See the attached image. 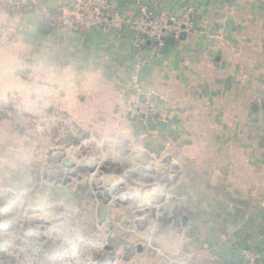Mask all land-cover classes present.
I'll use <instances>...</instances> for the list:
<instances>
[{
	"label": "crops",
	"instance_id": "1",
	"mask_svg": "<svg viewBox=\"0 0 264 264\" xmlns=\"http://www.w3.org/2000/svg\"><path fill=\"white\" fill-rule=\"evenodd\" d=\"M107 1L124 20L192 9L195 30L153 53L127 25L76 32L45 17L71 0H0V102L14 113L0 120L5 185L28 186L34 156L72 146L50 135L59 107L96 144L90 157L99 140L126 137L147 140L153 157L164 149L187 259L246 264L251 253L264 264V0ZM136 88L154 94L152 119L131 111Z\"/></svg>",
	"mask_w": 264,
	"mask_h": 264
},
{
	"label": "rangeland",
	"instance_id": "2",
	"mask_svg": "<svg viewBox=\"0 0 264 264\" xmlns=\"http://www.w3.org/2000/svg\"><path fill=\"white\" fill-rule=\"evenodd\" d=\"M56 108L51 111L49 119L52 122L50 124L49 121L51 136L55 133L53 130L60 129L64 133L63 128L53 121ZM11 110L5 102H0V120L12 118L14 113ZM140 116L144 119L148 117ZM27 125L33 129L39 126L35 121ZM38 133L32 132V137L36 136V139ZM82 134L72 142V146L70 143H56L52 145L53 151L47 155L34 156L26 187L13 185L16 183L14 181L12 185H5L8 184V178L7 182L5 178L11 173L0 171V201H10L0 208V239L3 241L0 264H178L179 260L183 264L184 261L185 264H195L182 251L183 246L184 249L187 247L184 244L187 238L182 232L185 225H182L179 201L170 196L171 185L166 187L172 181L164 177L165 169L169 167L164 149H159L157 156L153 157L147 140L124 136L127 138L124 149L130 152H138L139 149L140 158L125 155L129 165H123L121 156L116 158L112 140H99L97 147H100L95 148L90 157L86 149L96 144L89 141L84 132ZM65 140L72 141L66 135ZM79 147L82 150L80 156L74 157L70 151ZM58 148L62 152L71 150L67 151L68 155L62 156L56 154ZM118 152L120 155L121 151ZM82 159L87 160L83 163ZM97 160L98 168L105 166L106 169L97 178L79 169V165L90 167ZM136 160L146 162L144 167L149 172H146L148 178L145 182L134 176ZM71 163H75L76 167H69ZM65 173H75L77 176L71 177L66 184L56 183L57 174H60L62 181ZM45 175L53 178L52 181H48ZM103 181H108L109 186L120 184L124 192L115 194L110 202L90 197L89 193L96 194L98 191L92 188L91 183L99 182L97 187H103ZM26 193V206L19 212L14 209L13 202ZM105 203L108 204L107 220L99 224ZM109 233L112 235L109 243L113 248L111 259L104 249L105 245L101 244L103 236L106 241ZM45 243L52 244L50 252ZM137 246L140 250H137Z\"/></svg>",
	"mask_w": 264,
	"mask_h": 264
},
{
	"label": "built area",
	"instance_id": "3",
	"mask_svg": "<svg viewBox=\"0 0 264 264\" xmlns=\"http://www.w3.org/2000/svg\"><path fill=\"white\" fill-rule=\"evenodd\" d=\"M108 7L107 0H71L68 8L57 13L46 12L45 17L58 26L76 32L107 30L127 25L133 33L134 45L142 49L148 45L153 53L165 45L167 38L171 37L174 40L195 30V13L192 9H186L180 14L145 11L137 18L124 20L111 13ZM138 70L139 66L136 68V71ZM138 96H143L145 101H140ZM153 97L154 94L143 93L136 88V99L130 107L131 111L136 115L143 114L153 117L156 112ZM53 121L63 128L64 134L72 138L73 142L79 136H83L76 121L59 108L54 110ZM245 257L246 264H256L251 253H245Z\"/></svg>",
	"mask_w": 264,
	"mask_h": 264
},
{
	"label": "water",
	"instance_id": "4",
	"mask_svg": "<svg viewBox=\"0 0 264 264\" xmlns=\"http://www.w3.org/2000/svg\"><path fill=\"white\" fill-rule=\"evenodd\" d=\"M185 35L183 34V35H181V37H184ZM173 43V39L171 38V37H169V38H167L166 40H165V45H163V46H161L160 47V49L161 50H165L166 49V47L167 46H169V45H171ZM148 118H150V116H148ZM125 145H126V142L124 141L123 143H117V145H115L114 147V149L116 150V152L117 153H120V152H118V151H121V154L120 155H118V157L119 156H121L120 157V162L123 164V165H129V163H128V159H126V158H124V157H126L125 155H130L132 158H134L135 157V154H136V152L135 151H129V150H126V149H124V147H125ZM81 149V147H79V149H77V150H72V151H70V153L71 154H73V156L74 157H76V156H80L79 154V152L80 151H82V150H80ZM61 150H63L64 151V149H61ZM104 149H102V151H103ZM66 151V150H65ZM86 157V156H85ZM118 157H116V158H118ZM87 158V157H86ZM86 160L87 159H82V162L83 163H85L86 162ZM50 161V160H49ZM98 161L99 160H97V161H95L94 163H93V166H88V165H79V169H82V170H84L85 171V173H90V174H92V177L93 178H97V176H98V174H101V171H105L106 169H105V166H100L99 168H98ZM136 163L134 164V167H133V170H134V176L139 180V181H141V182H145V180H146V178H148V175H146V172H149L145 167H144V165H145V163L143 162L142 163V161L141 160H136L135 161ZM68 163V162H67ZM55 166V165H54ZM69 167H76V164L75 163H71L70 165H69ZM170 172H173V171H171L170 170ZM166 173H164V177H165V179H166ZM74 176H77L75 173H65V176H64V178H63V180L61 181L60 180V174H57V179H55V182L56 183H63V184H66V183H68V182H70L71 181V177H74ZM45 177L48 179V181H52V179L53 178H51V177H48V176H46L45 175ZM79 177V176H78ZM174 182V181H173ZM172 182V183H173ZM98 184H99V182H96V184L95 183H91V185H92V188L94 189H98V191L96 192V194H94V193H89L88 195L90 196V197H96L97 199H104L106 202H110L112 199H113V197H114V195L115 194H122L124 191H123V189H122V187H121V185L120 184H113L112 186H109V183H108V181H103L102 182V185H103V187L102 186H99V187H97L98 186ZM171 185V183H169L168 185L166 184V187H168V186H170ZM111 187V188H110ZM65 190V189H64ZM27 200H28V194L26 193L25 195H23V196H21V197H19V198H17V199H15L14 200V202H13V207H14V209L15 210H17V211H19V212H22L23 210L22 209H24L25 208V204H26V202H27ZM10 201H8L7 199H5L4 201H0V208H4L5 207V205L6 204H8ZM156 212V211H155ZM107 213H108V204L107 203H105V204H103L102 205V210H101V214H100V217H99V219H98V223L99 224H102V223H104L106 220H107ZM182 224L183 225H186V217H183L182 218ZM112 241V235L109 233L108 235H107V237H106V244H105V247H104V249H105V251H106V253H108V255H110V259L112 258V254H113V248H112V246L111 245H109V243ZM2 245H3V241H2V239H0V247H2ZM44 246L46 247V249H47V251L48 252H50L51 251V247H52V244L51 243H45L44 244ZM137 250H140V247L139 246H137Z\"/></svg>",
	"mask_w": 264,
	"mask_h": 264
},
{
	"label": "bare ground",
	"instance_id": "5",
	"mask_svg": "<svg viewBox=\"0 0 264 264\" xmlns=\"http://www.w3.org/2000/svg\"><path fill=\"white\" fill-rule=\"evenodd\" d=\"M1 221H2V220H1ZM97 237H98V236H97ZM101 241H102L101 244H103V246H104V245H105V242H106L105 239H104V236H103V238H102ZM63 242H64V241H63ZM59 245H60V244H59ZM55 246H56V245H55ZM103 246H102V248H103ZM102 248H101V249H102Z\"/></svg>",
	"mask_w": 264,
	"mask_h": 264
},
{
	"label": "trees",
	"instance_id": "6",
	"mask_svg": "<svg viewBox=\"0 0 264 264\" xmlns=\"http://www.w3.org/2000/svg\"><path fill=\"white\" fill-rule=\"evenodd\" d=\"M69 137V136H68ZM69 139H70V137H69ZM71 140H72V138H71Z\"/></svg>",
	"mask_w": 264,
	"mask_h": 264
}]
</instances>
